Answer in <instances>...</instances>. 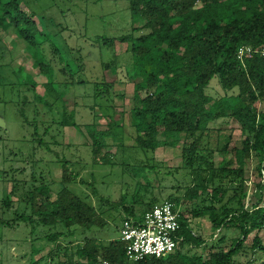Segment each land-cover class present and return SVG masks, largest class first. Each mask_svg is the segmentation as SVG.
I'll return each instance as SVG.
<instances>
[{
    "label": "rangeland",
    "instance_id": "374dc122",
    "mask_svg": "<svg viewBox=\"0 0 264 264\" xmlns=\"http://www.w3.org/2000/svg\"><path fill=\"white\" fill-rule=\"evenodd\" d=\"M20 2V7L38 22L43 35L31 48L14 34L12 26L5 24L0 29V264H56L65 258L64 249L73 248L85 237L100 242L117 238L123 219L129 217L123 207L139 215L153 197L160 203L169 194L179 196L180 212L188 213L198 201L184 197L192 178L182 168V139L175 146L153 151L134 146L136 132L130 112L133 83L129 79L132 56L126 43L97 40L127 34L136 38L147 32L134 29L143 20L131 17L127 0ZM38 63L48 66L47 76L38 70ZM60 68L67 74L62 75ZM50 79L58 99L45 85ZM100 80L112 85L106 101L107 97L93 94ZM205 92L216 98L233 91L223 90L214 76ZM101 103L105 107L99 108ZM71 112L77 126H60L63 115ZM107 116L122 122L124 143L118 147L108 141L102 152L111 154L110 163L103 164L92 159L86 127L95 123L98 129L105 128ZM210 127L216 128L211 133L213 140L219 133L229 132L234 144L240 145L243 134L232 118H219ZM220 157L215 153L216 161ZM64 159L71 178L63 182ZM255 160L253 156L245 166L247 208L264 204V190L256 187L264 178L258 174ZM41 184L50 189L51 199L66 184L94 207L105 225L89 230L76 227L75 235L49 241L46 235L63 229L38 223V216L32 212L46 200L35 189ZM21 214L33 219L22 220ZM188 219L194 234L206 241L204 248L195 249L203 254L220 235L226 242L216 250L228 248L239 236L234 228L213 231L207 216L189 215ZM253 235L232 264H264V252L251 249ZM260 236L264 245V231Z\"/></svg>",
    "mask_w": 264,
    "mask_h": 264
},
{
    "label": "trees",
    "instance_id": "16d2710c",
    "mask_svg": "<svg viewBox=\"0 0 264 264\" xmlns=\"http://www.w3.org/2000/svg\"><path fill=\"white\" fill-rule=\"evenodd\" d=\"M127 2L131 17L143 20L141 26L134 29L147 32L136 38L127 34L111 39L97 37V40L105 44L126 43L132 56L129 79L133 83L134 103L130 112L136 132L134 146L141 151H153L161 146H175L182 139V168L192 178L184 197L198 202L188 213L179 212L178 243L166 256L129 261L125 256V243L119 237L106 242L85 237L73 248L64 249L65 258L56 264H232L251 233H254L251 249L264 252L260 240L264 231V204L255 203L247 208L244 201L247 160L256 158L257 172L264 178V56L253 54L242 63L235 55L240 45H264V0ZM20 3V0H0V29L5 24L12 26L14 34L33 48L38 44L36 38L43 33ZM37 66L48 75L46 64ZM105 66L109 68L110 63ZM59 70L62 75L67 74L64 68ZM214 76L223 90L233 92L216 98L207 94L205 87ZM52 83L50 79L45 85L58 99ZM111 86L100 80L93 94L105 98ZM105 105L101 103L99 108ZM73 116V112L63 115L59 125L76 127ZM224 117L238 123L243 134L239 146L234 144L229 132L219 133L212 139L216 128L210 127V123ZM86 129L93 161L110 163L111 154L102 151L108 141L118 147L123 145L122 122L107 116L105 128L98 129L91 123ZM215 153L221 156L220 160H215ZM66 163L64 159L63 182L71 178ZM256 187L264 190V180ZM35 189L46 197L32 211L38 216L37 222L51 227L60 225L63 229L46 235L49 241L75 235L76 227L89 230L106 223L90 203L66 184L53 199L45 184ZM166 200L179 208V196L169 194ZM155 204L159 203L153 197L139 215L123 207L129 216L124 219L139 222ZM189 215L207 216L213 231L234 228L239 236L228 248L216 250L226 242L222 234L209 246L207 254L198 252L195 249L204 248L206 241L192 231ZM19 218L33 219L23 214Z\"/></svg>",
    "mask_w": 264,
    "mask_h": 264
},
{
    "label": "built area",
    "instance_id": "2783aa9c",
    "mask_svg": "<svg viewBox=\"0 0 264 264\" xmlns=\"http://www.w3.org/2000/svg\"><path fill=\"white\" fill-rule=\"evenodd\" d=\"M253 54L264 56V45H240L235 55L237 60L244 63L245 58ZM179 212L174 203L164 200L148 209L139 222L124 219L119 238L125 243L126 259L139 261L171 253L178 243Z\"/></svg>",
    "mask_w": 264,
    "mask_h": 264
}]
</instances>
